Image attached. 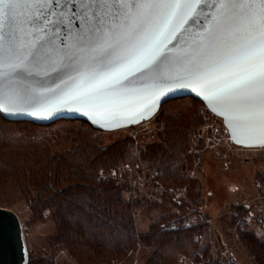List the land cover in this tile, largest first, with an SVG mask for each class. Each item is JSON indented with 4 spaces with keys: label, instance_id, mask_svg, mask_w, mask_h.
<instances>
[{
    "label": "snow or ice",
    "instance_id": "6c2138e0",
    "mask_svg": "<svg viewBox=\"0 0 264 264\" xmlns=\"http://www.w3.org/2000/svg\"><path fill=\"white\" fill-rule=\"evenodd\" d=\"M190 17L201 32L183 27ZM166 33L185 41L180 55L161 50ZM61 36L72 37L63 50ZM53 52L66 73H77L57 96L61 103L119 106L136 93L128 87L134 80L165 83L183 74L234 132L254 139L249 146L264 147V0H0V111L26 114L47 100L14 79L25 60L39 65ZM133 115L148 118L143 109ZM17 138L0 125V142Z\"/></svg>",
    "mask_w": 264,
    "mask_h": 264
},
{
    "label": "trees",
    "instance_id": "16d2710c",
    "mask_svg": "<svg viewBox=\"0 0 264 264\" xmlns=\"http://www.w3.org/2000/svg\"><path fill=\"white\" fill-rule=\"evenodd\" d=\"M0 120L5 129L18 134L12 142H0V156L29 157L20 194L30 221L49 219L55 227L45 243L51 254L32 251L29 264H56L59 252H65L76 264H125L139 247L150 250L144 264H175L179 254H206L213 244L212 239H205L202 245L209 231L205 223L190 229L164 230L167 223L181 224L188 214L199 213L202 190L193 172L200 167L206 138L219 139L226 131L223 121L201 101L187 97L165 103L154 121L159 141L145 147L131 136L106 143L104 135L110 132L81 121L84 126L71 132L80 142L61 155L54 152L56 132L30 121H8L1 114ZM27 127L34 129L33 136L19 130ZM24 142L34 145L25 148ZM1 143L10 144V148ZM255 153L264 157V149ZM0 162L5 169L6 161ZM102 168H126L123 182L103 183L99 179ZM154 182L163 188L186 186L189 200L181 203L166 193L163 203L149 202L146 194ZM259 184L263 192L264 178ZM139 190L144 199L132 196ZM150 206H157L162 213L150 221L148 231L140 233L134 213ZM240 211L241 215L247 212ZM231 222L246 252L264 264V235L238 218L232 217Z\"/></svg>",
    "mask_w": 264,
    "mask_h": 264
},
{
    "label": "rangeland",
    "instance_id": "374dc122",
    "mask_svg": "<svg viewBox=\"0 0 264 264\" xmlns=\"http://www.w3.org/2000/svg\"><path fill=\"white\" fill-rule=\"evenodd\" d=\"M188 111L191 112V110ZM154 121L155 118L153 119L151 128L147 130L135 126L110 132L106 136L104 135L106 143H111L118 137L122 138L123 136H131L137 143L144 147L155 140L159 141L157 127ZM82 123L81 121L73 122L63 120L50 126H45V129L52 130L58 135V139L52 141L56 155H61L73 149L74 145L80 142V138L71 132L81 128ZM0 125L3 126L1 120ZM212 126L215 127L216 125ZM210 129H213V134H217L214 128L211 127ZM19 130L26 132L27 136H33L34 134L33 128L27 127ZM206 134L208 133L206 132ZM228 141L230 142L226 131L219 139L212 140L207 137L204 142L202 154L200 155V162L198 163L200 167L197 171L195 169V172H193V175H196L195 177L198 178V186L202 190L203 204L199 208V212L201 211V215H206L208 219L212 220L207 225L209 231L205 239L210 240L215 237L223 248L228 249L230 255L239 258L245 263L253 262L254 264H258L246 252L239 238L235 235V230L231 228L232 215H229L227 210L229 207L236 206V203H239V199H241L240 195L247 200L244 202L246 203V207L254 209L264 206V203L262 206L256 200L257 196L261 193L260 179L261 177L264 178V157L256 155L252 151L238 153L234 150L233 146L231 147L229 143L227 144ZM1 144L6 148H10V144ZM32 145H34L32 142H24L25 148ZM0 159L6 161L5 169L0 162V206L9 208L20 216L30 253L32 251L49 253L45 243L46 238L55 232L53 222L49 219L44 220V222L30 221V215L21 203L20 187L21 183L27 177L26 168L28 164L26 162L29 157L24 156L19 158L5 155V157L0 156ZM10 160H14L15 163L11 164ZM101 170L107 169L102 168ZM12 171H15L16 175ZM180 188L185 189L188 194L189 188L186 186ZM137 198L144 199L141 194ZM244 203L239 205L243 206ZM250 211L248 213H251ZM161 213L160 209H157V206H150L146 210L144 208L137 209L134 217H136L138 231L140 233L148 231L150 221L159 218ZM253 230L256 232L254 228ZM149 253L150 250L147 252L144 247H139L125 264H144ZM56 264H76V262L65 252H59L56 255Z\"/></svg>",
    "mask_w": 264,
    "mask_h": 264
},
{
    "label": "water",
    "instance_id": "95a60500",
    "mask_svg": "<svg viewBox=\"0 0 264 264\" xmlns=\"http://www.w3.org/2000/svg\"><path fill=\"white\" fill-rule=\"evenodd\" d=\"M189 25H191L192 32L203 30L199 24H192L191 17L188 24L183 27L188 28ZM204 26H208L207 22H204ZM177 35L179 34L177 33ZM160 43L161 50L168 51L173 56L180 55L181 49L185 46V41L180 40L177 43L172 33H166L165 36L161 37ZM71 44V36H68L66 40L63 36L56 40V45L61 50L66 45L70 46ZM49 54L52 59L43 60L39 65L25 60L20 69L22 75L14 79L16 86L27 88L33 93H44L47 100L30 107L26 114H17L15 108L7 109V114L6 111H0L4 119L8 121H30L39 126H50L63 120L82 121L97 130L113 132L132 128L143 121L153 119L161 107L170 100L193 97L201 101L214 116L223 121L231 144L245 148H264L249 146L254 143V139L246 133L234 132L233 125L229 123L226 114H220L219 109L213 110L212 105L205 100V94L201 91L200 86L183 74H180L178 79L169 80L165 83H154L146 77L134 80V83L128 87L136 89V93L123 99L119 106L108 105L106 108H97L89 103H74L67 99L61 103L57 96L62 90H67L72 86V78H75L77 73H66L62 57L55 52ZM129 79H134V77L129 76ZM145 105L148 107L145 108ZM139 109H143L147 119H139L138 115H133ZM32 111L38 112L39 115H31ZM29 254L30 250L20 216L15 211L0 206V264H29Z\"/></svg>",
    "mask_w": 264,
    "mask_h": 264
},
{
    "label": "built area",
    "instance_id": "2783aa9c",
    "mask_svg": "<svg viewBox=\"0 0 264 264\" xmlns=\"http://www.w3.org/2000/svg\"><path fill=\"white\" fill-rule=\"evenodd\" d=\"M155 118V117H154ZM153 118V119H154ZM153 119L148 121H143L140 123L139 126L142 129H150ZM234 150L238 153L252 151L255 152L258 149H264V148H245L242 146H236L233 145ZM126 169V168H125ZM125 169L120 170H101L99 173V179L103 183H113V184H121L124 180V174L126 172ZM168 193L170 196H172L174 199L181 203H185L188 201V194L187 191L180 187H168L163 188L162 184L159 182H154L151 186V188L147 191L146 198L151 203H163L165 201V194ZM141 194V190L135 191L133 193V197H138ZM239 203H236V206L229 207L227 210V213L229 215H232L233 218H238L239 221L245 222V224L249 225L251 228H254L256 232H258L260 235H264V191L257 196L256 200L259 202L260 205L263 207H258L251 209L250 207H246L245 198H242L240 195ZM244 203L243 206H240L239 204ZM246 207V208H245ZM240 209H244L245 212L244 215H241ZM251 210V211H250ZM250 211L251 213H248ZM136 215V212L134 213ZM212 222L211 219H206L204 215H201V212L199 213H190L185 218L183 223H167L164 230L172 231L177 230L180 228L183 229H190L200 224H210ZM212 241H210L213 244H210L208 247V252L206 254L201 253L199 255H186V254H179L176 258L175 264H254L253 262H242L239 258H236L233 255H230V252L228 249L223 248L220 242L214 238H211ZM205 238H202L201 242L204 246L206 243H204ZM202 246V247H203Z\"/></svg>",
    "mask_w": 264,
    "mask_h": 264
}]
</instances>
